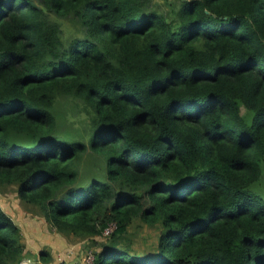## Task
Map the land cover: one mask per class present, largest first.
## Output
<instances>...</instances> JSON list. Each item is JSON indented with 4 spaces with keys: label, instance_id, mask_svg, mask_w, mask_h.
Instances as JSON below:
<instances>
[{
    "label": "trees",
    "instance_id": "1",
    "mask_svg": "<svg viewBox=\"0 0 264 264\" xmlns=\"http://www.w3.org/2000/svg\"><path fill=\"white\" fill-rule=\"evenodd\" d=\"M10 186L54 230L108 239L93 264H264V0H0ZM136 219L155 248L123 244ZM27 254L0 205V264Z\"/></svg>",
    "mask_w": 264,
    "mask_h": 264
},
{
    "label": "rangeland",
    "instance_id": "2",
    "mask_svg": "<svg viewBox=\"0 0 264 264\" xmlns=\"http://www.w3.org/2000/svg\"><path fill=\"white\" fill-rule=\"evenodd\" d=\"M155 1L167 3L168 0ZM69 34L70 28L66 27V37ZM62 103L63 106L59 108L63 109L64 115H67V119L63 120L62 124L69 131L68 133L84 131L80 117H72L76 111L74 104L68 105L63 99ZM92 160V158L85 159L82 163L85 177L89 175ZM0 205L20 226L27 244V257L34 259L37 264H93L95 253L108 241L99 235L82 238L54 230L34 207L26 206L21 202L16 186L5 188L4 191L0 190ZM159 232L158 225H149L136 219L129 227L123 244L133 246L138 252L149 250L157 246ZM42 251L49 254L50 261H43L40 258Z\"/></svg>",
    "mask_w": 264,
    "mask_h": 264
},
{
    "label": "built area",
    "instance_id": "3",
    "mask_svg": "<svg viewBox=\"0 0 264 264\" xmlns=\"http://www.w3.org/2000/svg\"><path fill=\"white\" fill-rule=\"evenodd\" d=\"M115 228H116V225H115V224H112V225L109 227V229H107V230L105 231V234H106V235H107V234H110ZM20 264H37V262H36L34 259L30 258V257H24V258L22 259V261L20 262Z\"/></svg>",
    "mask_w": 264,
    "mask_h": 264
}]
</instances>
